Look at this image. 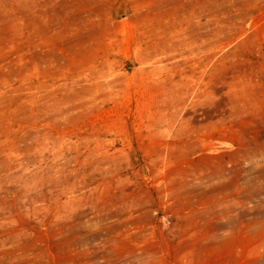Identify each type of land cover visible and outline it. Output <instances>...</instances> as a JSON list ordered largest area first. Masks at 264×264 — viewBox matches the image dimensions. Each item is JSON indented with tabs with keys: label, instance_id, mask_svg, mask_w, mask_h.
Returning <instances> with one entry per match:
<instances>
[{
	"label": "rangeland",
	"instance_id": "1",
	"mask_svg": "<svg viewBox=\"0 0 264 264\" xmlns=\"http://www.w3.org/2000/svg\"><path fill=\"white\" fill-rule=\"evenodd\" d=\"M0 264H264V0H0Z\"/></svg>",
	"mask_w": 264,
	"mask_h": 264
}]
</instances>
